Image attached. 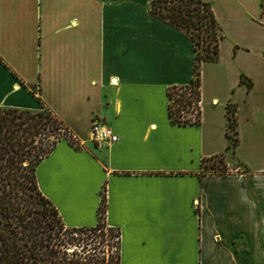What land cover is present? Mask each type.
I'll return each mask as SVG.
<instances>
[{
	"label": "crops",
	"instance_id": "crops-1",
	"mask_svg": "<svg viewBox=\"0 0 264 264\" xmlns=\"http://www.w3.org/2000/svg\"><path fill=\"white\" fill-rule=\"evenodd\" d=\"M204 1L223 40L217 61L200 66V125L179 127L166 93L190 83L195 52L149 0H0V108L48 109L79 141V151L56 144L37 186L67 229L97 225L104 190L119 264H264L261 0ZM227 104L237 107L233 153ZM93 119L117 141L92 142ZM220 156L228 173L202 172Z\"/></svg>",
	"mask_w": 264,
	"mask_h": 264
},
{
	"label": "trees",
	"instance_id": "trees-1",
	"mask_svg": "<svg viewBox=\"0 0 264 264\" xmlns=\"http://www.w3.org/2000/svg\"><path fill=\"white\" fill-rule=\"evenodd\" d=\"M261 16L264 17V0H261ZM151 16L178 30L193 46L195 55L192 65V79L186 86L167 89V115L171 125L199 126L201 122L200 66L214 63L218 59L219 44L223 40L222 30L204 0H149ZM240 84L248 89L252 83L244 76ZM29 91L35 94L34 88ZM40 100V99H38ZM226 137L227 150L234 152L237 138V107L227 104ZM66 141L74 150L82 145L70 133L65 124L50 110L39 112L0 108V264H104V259L95 260L86 256L66 258L61 250L67 249L75 240L83 241L105 236L106 197L101 193L97 210L98 223L93 228L67 229L63 226L54 206L40 193L35 170L48 157L56 144ZM224 157H212L201 162L206 173L207 161ZM213 173L226 174L228 169L214 162L209 166ZM54 217L57 225L54 227ZM108 238L119 235L112 228L107 230ZM92 243H95L92 241ZM97 246V245H96ZM93 246L92 252L96 251ZM95 256V252L92 253ZM91 255V256H93ZM115 264H119V256Z\"/></svg>",
	"mask_w": 264,
	"mask_h": 264
},
{
	"label": "rangeland",
	"instance_id": "rangeland-1",
	"mask_svg": "<svg viewBox=\"0 0 264 264\" xmlns=\"http://www.w3.org/2000/svg\"><path fill=\"white\" fill-rule=\"evenodd\" d=\"M206 75H207V79H209L208 75L209 72L206 71ZM211 79V78H210ZM211 81V80H210ZM210 84V85H209ZM212 88L213 85L211 83H209V80H206V82H204V95H205V101L203 103V111H204V118L209 120L213 117V112H212V106L208 103V95H211L212 93ZM264 93V83L261 84L260 89H258V92L255 95V98H258L259 95L258 93ZM202 111V109H201ZM92 141V139H91ZM93 142V141H92ZM220 158L218 159H214L212 161H207L204 164L207 167V170L205 172H212L211 170H209V166H211L214 162H216V164H219V169H221L222 164H225V161L223 159L222 163H219ZM226 165V164H225ZM57 225L56 223V218L54 217V227ZM93 238H90L88 241L86 240V242H82V241H77L75 240L74 242L71 243L70 246L67 247V249H63L61 250V253L58 255L57 259H55L56 261H59V258H65L62 257L63 252H66V258L68 259H73L75 260V257H71L70 253H75L76 256H80L82 258V256H86L89 257L91 259H95V260H102L104 259V264H115L116 262V258H117V238L114 239H110L108 238V242L107 244L105 243H100V238H95L94 240H92ZM95 242L97 243V248L96 251L92 252V247L88 248L89 243ZM83 248V249H82ZM95 252V256L92 254ZM93 255V256H91Z\"/></svg>",
	"mask_w": 264,
	"mask_h": 264
},
{
	"label": "built area",
	"instance_id": "built-area-1",
	"mask_svg": "<svg viewBox=\"0 0 264 264\" xmlns=\"http://www.w3.org/2000/svg\"><path fill=\"white\" fill-rule=\"evenodd\" d=\"M90 132L92 134V141L95 144H97L98 146L109 145V144L115 143L117 141V137L111 133L110 129L105 125V123L102 120L93 119V121L91 123V127H90ZM107 230H108V227L105 224V227H104L105 236L103 237V240H104L103 243H105V244H107V242H108ZM84 238H85L84 242H86V237H84ZM96 245H97V243H91L90 242L88 245V248H91V247L96 246Z\"/></svg>",
	"mask_w": 264,
	"mask_h": 264
}]
</instances>
